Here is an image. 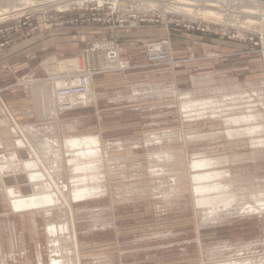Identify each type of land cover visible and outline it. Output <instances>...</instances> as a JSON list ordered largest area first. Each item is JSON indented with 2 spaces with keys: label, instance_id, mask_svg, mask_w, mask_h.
I'll list each match as a JSON object with an SVG mask.
<instances>
[{
  "label": "rangeland",
  "instance_id": "rangeland-1",
  "mask_svg": "<svg viewBox=\"0 0 264 264\" xmlns=\"http://www.w3.org/2000/svg\"><path fill=\"white\" fill-rule=\"evenodd\" d=\"M179 1H185L186 4H179ZM168 7L174 9L180 7L184 11L190 9L193 10V13L176 12L168 9ZM5 8L9 12L0 16V35L3 33L12 35L11 39L6 42L7 45H11L21 38L20 36L17 38L16 34L22 33L23 37L30 39L36 35H41L43 32L76 31V28L88 26L89 28H101L113 36L111 39L119 40L123 46L122 55L126 52L119 35H123L127 31L157 28L165 30L168 34L174 31L177 34L202 35L207 41H215L218 44L212 49L213 55H217V57L202 59L205 57L203 56L205 52L201 50L200 55L196 54L193 59L188 52L186 54L169 50L167 51L170 54L168 62L152 64L149 61V51L147 62L150 65H161V68L170 71L167 74L168 79L166 81L176 78L178 81L177 87L184 92L195 89L192 84V77L203 78V76L211 75L214 78V82H212L214 87L229 84L234 86L233 83H236L237 85H243L242 91L245 90L248 93H252L249 92L251 89L257 91L259 88L258 90H263L261 101L264 100V84H261L264 81V0H0V9ZM20 9L24 10L25 13L22 12L24 15L17 14L16 11ZM167 11L169 12L167 13ZM205 11H213L220 16H229L231 22H224L210 17L206 18L203 15ZM121 23L124 24V27H120ZM113 29L118 31L116 35L111 33ZM103 41L108 40L97 37L93 41L90 48L91 52L89 51L90 53L83 60V64L88 61L87 63L93 66L95 74L106 71L124 73L121 57L117 68L108 67L109 62L106 56H103L102 60L95 57L94 50H98L100 48L98 44ZM0 46H5V44L3 43ZM48 54L49 52L45 55ZM140 57L143 58L144 54H141ZM81 75H84L86 79L88 77L86 74H70L63 82L66 87L70 85L71 79H75L73 81L79 84L78 80ZM134 79L139 81L143 77L136 76L133 77ZM59 81L62 82V80H57V82ZM109 82L111 84L109 85L110 88L119 87L118 80ZM251 82L257 83L253 84L252 87H248L247 84ZM87 85H89L88 82ZM90 90L86 95L75 96L73 99H85L94 92L92 85ZM11 93L8 92L9 95ZM22 93L25 98V93ZM14 94L10 96L13 98ZM209 94L204 92L199 96L205 98ZM103 99L104 101L96 107L98 109H95V112L100 115L96 116L93 115L95 112L92 110L88 111V115H84V124L87 128L94 130L102 125L104 135L108 136L106 141L103 142V156L108 155L105 164L107 165L109 177L110 195L105 198V201H102L103 197L94 198L75 206L82 264H225L224 261L226 263L232 262L231 264H264V210L261 213H248L247 215L235 210L234 212L237 214L231 216V218L203 224L201 216L198 218L200 211L196 210L194 196L192 193L190 194V191L185 194L175 193V195H181L179 197L166 198L163 195L164 191H161L159 187L170 183V176L160 178L151 176L152 168L155 170L162 168L168 173L171 168L177 167L173 162H150L152 153H158L162 149L170 151L176 149L180 152V149L183 148L185 151L183 154L180 152L179 156H187L188 158L200 154L208 157H245L244 161L242 160L243 163L235 162L224 169L222 165H216L213 172L225 176L226 180L241 183L235 185V187L239 186L236 187L237 189L235 188L237 199L246 198L249 203H252L253 198L260 196L259 194H247L245 197L242 194L244 192H255V188L264 189V149L261 150L263 154H260V158H251L253 153L252 141L242 135L240 140H229L225 134L227 126L223 122L228 116L241 115L247 110L238 108L239 110L236 112H230L227 115L223 112L221 116L218 115L214 118L201 115L184 123L180 117V103L177 101L178 99H174L173 95L165 100L160 98L147 99L145 103L141 104L144 109L131 108L129 105L109 108V104L105 103L106 98ZM165 102L167 105H164ZM252 110L264 112V107L252 108ZM160 112L163 113L160 114ZM62 116L64 118L68 117ZM72 116L78 115L73 114ZM64 118H62V122L49 119V121L41 123H37L35 117L31 118L30 120L35 122H30L31 124L38 125L46 131L41 129L37 133L36 129L28 139L30 140L32 137L35 139L30 140V142L34 140L31 142L34 146H38L41 141L45 140H51L57 146H61L59 145L61 141L71 137H100L99 135H93L95 133L81 135L82 133L76 132L77 125L70 128V132L62 131ZM192 120L196 121L193 122ZM41 124L46 125L41 126ZM47 129H50V131ZM182 129L186 138L191 137L190 133L192 132L205 134V138L197 141L192 140L186 145L178 140L173 141L171 144L168 142L163 147L157 145H153V147L145 146L148 135L161 134L167 131L181 134L180 130ZM17 135L12 138L15 143L20 140V136L17 137ZM133 136L135 138H129ZM261 136L264 140V134ZM49 138L51 139L48 140ZM100 140H102L101 137ZM135 140L138 142H134ZM119 142H125V144L120 147L117 145ZM109 143L110 146H107ZM56 145L54 146L55 149H57ZM19 149L20 147L10 149L11 152L7 154L9 155L7 156L8 159L12 160V156L18 152L19 156L17 157L20 158L19 161H22L24 157ZM36 149L39 150L38 147ZM49 163L53 165L52 161ZM49 163L47 167L50 166ZM176 169L187 171L188 164L186 162L182 163ZM62 177L60 176V186L62 185L61 181L67 182L68 175L66 172ZM216 181L221 185L226 183L221 177H217ZM17 182L20 183L18 187L27 186L26 179L23 181L17 180ZM186 186H188V190L189 185ZM243 186L246 189L245 191L241 190V188L244 189ZM239 188L240 190H238ZM93 195L101 196L98 193ZM228 196H231L230 193H225L224 197ZM4 203L10 208L7 214V216H10V220L6 224L3 216L6 214L8 207ZM97 203L100 205H97ZM92 208L102 213L92 215L93 213H90V211H94ZM196 212L198 215H196ZM21 214L11 210L9 202L5 200L3 191H0V263L5 262L6 264L9 260H15V258L10 257L9 253L11 247L9 231H14L18 235L19 242L17 245L19 247L23 246V236L21 234L22 230L26 231V229L25 227L21 229L20 224H22V221L20 219L24 217ZM36 214L42 218L38 212ZM58 215L61 216L59 212L54 213L53 220L55 218V221L58 220ZM33 219L34 223H37V227H41L44 232L42 226H44L45 221L39 217ZM82 219H85L83 223L89 226L84 229V234L113 227L114 229L103 233L94 232L83 241V246L81 243V229L79 228L82 224L78 222L83 221ZM95 220L99 221L95 222ZM115 220L116 227L115 225H106L103 228L99 225L101 222L106 224V221L114 223ZM23 222L25 223V220ZM97 223L98 228L94 227ZM199 223L202 224L199 225ZM39 238L40 242L42 241L41 247L44 253L46 251V234L40 235ZM68 246L72 248L71 243ZM220 253H223V256ZM212 254L220 257L212 256ZM39 259L41 260V258H38V264Z\"/></svg>",
  "mask_w": 264,
  "mask_h": 264
},
{
  "label": "bare ground",
  "instance_id": "bare-ground-1",
  "mask_svg": "<svg viewBox=\"0 0 264 264\" xmlns=\"http://www.w3.org/2000/svg\"><path fill=\"white\" fill-rule=\"evenodd\" d=\"M178 3L186 4L185 1H179ZM21 9L17 10L16 12L17 14L19 13L20 15H24L22 13L24 12V10ZM168 9L175 10L176 12L184 11V9L180 7H175V9L173 7H168ZM8 12L9 10L7 8L0 9V16ZM168 12L169 11H167V13ZM184 12L193 13V10L188 9ZM203 15L206 18L210 17L222 20L224 22H231L229 16H220L213 11H205ZM119 63L120 60L116 65L108 63V67L117 68ZM212 82H214V78L212 76L195 78V80L193 81L195 89L193 91L176 92L172 90V88L158 92L163 93L166 91L167 94L176 95L178 102L180 103L179 107L181 109V118L184 123L190 121L192 118H196L201 115L214 118L218 115L221 116L223 112L227 115V113L238 111V108L246 109L247 111L242 113L241 115H230L227 118L224 117L225 119L223 120V122L227 126L225 134L231 141L240 140L241 135L244 138L251 140L253 145V153L251 158H260L259 156L262 153L261 150L264 149V140L261 136L264 134V112L252 110V108L255 109L264 107V100L263 102L261 101L263 90H258L259 88H256L257 91H255L254 89L250 88L251 91L249 92L252 93H248L245 90L242 91L243 85L241 86L239 84H234V86H231L229 84L230 86L224 85L220 87H214L212 85ZM254 82L247 84V86L252 87ZM71 83L74 82H70V84ZM75 84L76 82L73 85ZM261 84L263 85L264 81H262ZM57 85H54L53 87L54 94L52 92L53 89L37 90V93L39 95L38 98L41 114L51 115L55 113L57 109H59L60 112L64 111L62 108L63 103L67 100L65 98L59 97L57 93L58 90H60L61 88H65L66 85L63 81L58 82ZM90 86L91 85L89 83V85L86 86V92L80 96L86 95L89 91H91ZM241 91L246 93H242ZM204 92H208L210 94L205 98H201V96L199 95L203 94ZM68 99H73V97ZM17 129L23 135V138L21 137V139H23L22 143L25 144L23 145V147L26 149L27 154L22 164L27 174V192L24 195L15 194V191L11 187L10 181L5 180L3 177L0 178V191H4L5 200L9 202V204L13 208L12 210L15 213L30 212L32 214L38 212V214L42 216L43 220L45 221L44 233L46 234L45 245L46 252L48 253L47 264H82L77 236L75 206L81 204L82 202H85L86 200L101 198L110 193V190L108 188L109 177L107 173V165L105 164V160L108 159V155L105 157L103 156L104 143L102 140H100V137L95 136L71 137L65 139L64 141H61V144H59L61 146H57L55 142L53 143L50 140L51 138L48 139L50 141H47L43 137L45 141H41L38 146H34V144H32L31 142H33L35 139L32 137L30 140H34L30 142L28 138L30 134H33L32 132H34L35 128L31 126L29 128L17 127ZM43 130L44 129H42V131ZM47 130L50 131V129ZM180 131L181 134L174 133L173 135H171L172 131H167L161 134H153L150 136L148 135L145 145L147 147H153V145L163 147L168 142L171 144V139H175L176 137V141L180 140L184 143V145H186L188 142H192V140L197 141L205 138V134L202 135L199 132H192L190 133L191 137L186 138L183 134V129ZM36 132L38 133L39 129ZM36 138L38 139V137ZM57 140L59 141V139ZM18 143L22 145L21 142H17L16 145H18ZM124 144L125 142L117 143V145L120 147H122V145ZM55 145L57 146V149L54 148ZM107 146H110V143ZM36 147H38L40 151H37ZM184 151L185 150L183 148L180 149V152H182V154L184 153ZM180 152L176 149H172L171 151L168 149H162L160 152H154L151 155L152 160L150 162H173L177 165L176 168L180 167L182 163L186 162L188 164L187 171L171 168L169 172L166 173V170L162 168L158 170H155L153 168L151 169V176L154 178L170 176V183H168L166 186L159 187L161 191H164L163 195H165L166 198L172 197L173 195H175V193L178 192L185 194L187 193V191H190V194L192 193V195L194 196L195 208L196 210L200 211V215L198 216V218L201 216L200 218L203 224L212 223L213 221L217 222L218 220H224L228 217L231 218V216L233 217V215L237 214L234 212L235 210H237L239 213L243 212L246 215L248 213L253 214L263 212V188H255V192H244V194H242L244 197L247 194H259L260 196H254L255 198H253V200L251 201L252 203H249L246 198L238 200L236 194L237 191L235 192V188H238L239 186L237 185L235 187V185L239 183L233 182L232 180H226L227 178H225V176H221L218 172H213L216 165H222V168L224 169L227 168L226 166L230 167V165L235 162H242L245 157H208L206 155L200 154L196 157L189 156L188 158L187 156H179ZM247 159L249 158L247 157ZM50 161L53 162V165L49 163ZM48 163L50 164L49 167H47ZM8 164L9 163L7 161L0 159V171H6L8 169ZM65 172L68 175V179L66 177L67 182L61 181L62 185L60 186V179L63 178L62 175H64ZM217 177H221L225 180L226 183L224 185H221L216 181ZM100 184L103 185L98 186ZM186 185H189L188 190V186ZM252 185L255 187L253 183ZM249 188L251 189V186ZM238 190H240V188ZM241 190L245 191L246 189L244 187V189L241 188ZM95 193H98L101 196H94L93 194ZM225 193H230L231 196L224 197ZM85 197L89 198L86 199ZM96 210L97 209H95L94 211H90V213H93L92 215H94L95 213H102ZM56 212H59L61 216L59 217L58 215L59 218L55 221L56 218L53 220L52 217H54V213ZM196 215H198L197 212ZM201 224L199 223V225ZM95 227L98 228L99 226L95 225ZM9 236V243H11L9 251L10 257L15 258L16 261V258H18L16 255L19 254L17 250V243L19 242V239L14 231H9ZM70 243L72 244V248L71 246H68V244L70 245ZM222 254L221 256H223ZM212 256L216 255L212 254ZM19 258L21 261H23V264H27V262L25 263V252L20 254ZM224 262L225 264L232 263H226V261ZM0 264H5V262H1ZM39 264H43L40 259Z\"/></svg>",
  "mask_w": 264,
  "mask_h": 264
},
{
  "label": "crops",
  "instance_id": "crops-1",
  "mask_svg": "<svg viewBox=\"0 0 264 264\" xmlns=\"http://www.w3.org/2000/svg\"><path fill=\"white\" fill-rule=\"evenodd\" d=\"M16 35L17 38L19 36L21 38L11 45H7L6 42L11 39L10 37H12V35H8V33H3L2 35H0V45L3 43L5 44V46H0V159H3L9 163L8 169L6 171H0V178L3 177L5 180L10 181L11 187L17 195H24L27 192L26 185L24 187L22 185V187H18L20 183L17 182V180H27V174L24 170V167L22 166L27 154L26 149L23 147V145L25 144L22 143L23 139H21V137L23 138V135L19 132L17 127L29 128L32 126L33 128H35V130L33 129L34 131H36V129H39L40 131V126L38 127V125L31 124L35 123L30 120L31 118L35 117L37 123L46 122L49 119L62 122L61 120L62 118H64L62 115H65L68 117L64 118L62 131L70 132V128L77 125L78 129L76 132L82 133L81 135H90L88 133H95L93 135H99L104 142L106 141L108 136L104 135L102 125L101 127L94 130L91 128H87L84 124V115H88L87 112L91 110L95 112V109H98L96 107H98L99 104L104 101V97L106 98L105 103L109 104V108H112V106L125 107L129 105L131 106V108L144 109V106H142L141 104L145 103V100L147 99H169V96L171 94H167L166 91L163 93H160L158 91L173 88L172 90L176 92H182V90H179V88L177 87L178 81L176 80V78H173L170 81H166L168 79L167 74H169L170 71L161 68V65H150L147 62V53L149 51L171 50L177 51L179 53L184 52L186 54L188 52L194 59L196 54H199V52L202 50L203 52H205L203 54V56L205 57H203L202 59H206L215 56L217 57V55H213L212 49L215 48L216 45H218L217 43H215V41H207V39L202 35L192 36L189 34H177L174 31L168 34L167 32H165V30L157 28L127 31L123 35H119V38L121 37V41L123 42L126 52L121 55V59H123V63H121L122 66H124L125 72L120 73V71H106L95 74L93 66L87 63L88 61L83 64V60H85L86 56L91 52L90 48L93 41H95L97 37L103 40H109L113 38V36L107 33V31L102 30L101 28H89L88 26H86L83 28H76V31H48L41 33V35H36L30 39H26L25 37H23L22 33ZM45 51H48L49 54L45 55L46 53H48ZM95 52L96 49L94 53ZM141 54H144L143 58L140 57ZM70 74H86L88 76L86 80L90 83V85H92V90L94 92L91 93V95L89 94L88 97L82 100L74 99L73 101V99L67 98V101H72L71 104L72 107H74L72 110L63 109L64 111L60 112L59 109H57L55 113L51 115L41 114L38 98L39 95L37 93V90H52L54 85H57V80L65 81L66 77ZM136 76H142L143 79L139 81L135 79L133 80V77ZM195 78L200 77H192L193 85V81L195 80ZM116 80L119 81V87L110 88L109 85L111 84L109 81ZM193 87L195 88V86ZM8 92H12L11 94L15 93V96L12 98V95L10 94V96ZM22 92L25 93V98ZM52 92L54 94V89ZM172 95L174 96V99L177 100L176 95ZM89 99L91 100L88 102ZM164 105H167L166 102L164 103ZM162 113L160 112V114ZM73 114L78 116H75V118L72 116ZM93 115L97 116L100 114L98 112H95ZM196 120L192 121L194 122ZM42 125L44 124H41V126ZM174 133L176 132L173 131L172 134ZM16 135L17 137L20 136V140L16 141V143L21 142L22 145H20L19 143L18 145H16V143L13 142L14 140H12V138ZM129 138L135 137L133 136ZM176 138L171 139V141H176ZM134 142L138 141L135 140ZM16 147H20L19 150L24 157L22 161H19L20 158L17 157L19 156L18 152V154L16 153L14 154V156L11 155L13 158L12 160H9L7 157L9 156L7 154L11 152L10 149ZM109 195L110 193L104 196L102 201H105V198ZM179 196L181 195H174L172 197ZM99 203H97V205H100ZM5 206L8 207V210H6V214H4L3 216L6 224L10 220V216H7L10 208L7 204H5ZM10 207L12 210L11 205ZM23 215L24 217L20 219L22 221V224H20L21 229H23V227H25L26 229V231L22 230L21 234V236H23V246H18L19 254L18 258H16L17 262L15 260H9L7 264H23V261H20L19 258V255L23 252H25L26 257L25 263L27 262V264H38V258H41L43 264H46L48 253L45 251L46 254L44 255L45 252L43 253L41 247L42 241L40 242L39 238L40 235L45 234L41 227H39L40 229L37 227V223L35 224L33 219L34 217H39L40 219L43 218H41L36 213H22L21 216ZM85 219H87V217H85ZM85 219H82L83 221H78L82 224L79 228L81 229V243L83 246V241L94 232L98 231L99 233H103L114 229L113 227L108 229L96 230L90 234H84V229L89 227L83 223ZM24 220L25 223L23 222ZM98 221L99 220H95V222ZM109 222L110 221H106V224H104L105 222H101L99 223V225L103 226V228L104 225H115V227L117 226L116 220L114 223ZM95 225H98V223Z\"/></svg>",
  "mask_w": 264,
  "mask_h": 264
},
{
  "label": "built area",
  "instance_id": "built-area-1",
  "mask_svg": "<svg viewBox=\"0 0 264 264\" xmlns=\"http://www.w3.org/2000/svg\"><path fill=\"white\" fill-rule=\"evenodd\" d=\"M120 27H124V24L121 23ZM111 33L116 35L118 31H115L113 29ZM98 45H100L99 46L100 48L96 50L99 51L97 54L94 53L95 57L98 58L99 60H102L101 58L103 56H106V59L108 60L109 63L116 65L120 60L121 53L123 50V46L121 42L117 39H111L108 41H103ZM169 60H170V54L167 51L156 50L149 52V61L152 64H161L164 62H168ZM71 80H72L71 82H74L73 80L75 79H71ZM74 83H71L69 87H65L58 90V96L67 99L75 96H80L86 92L87 80L84 75H81L79 79V84L73 85ZM71 108H72V104L70 101L65 102L63 104L64 110H70Z\"/></svg>",
  "mask_w": 264,
  "mask_h": 264
}]
</instances>
